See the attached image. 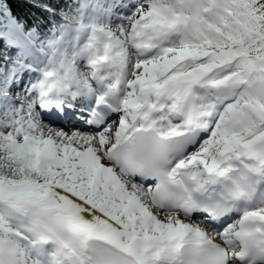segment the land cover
I'll list each match as a JSON object with an SVG mask.
<instances>
[{"label": "snow or ice", "instance_id": "obj_1", "mask_svg": "<svg viewBox=\"0 0 264 264\" xmlns=\"http://www.w3.org/2000/svg\"><path fill=\"white\" fill-rule=\"evenodd\" d=\"M0 264H264V0H0Z\"/></svg>", "mask_w": 264, "mask_h": 264}]
</instances>
